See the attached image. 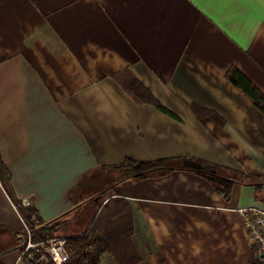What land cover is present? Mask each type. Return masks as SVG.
Here are the masks:
<instances>
[{
  "label": "crops",
  "instance_id": "1",
  "mask_svg": "<svg viewBox=\"0 0 264 264\" xmlns=\"http://www.w3.org/2000/svg\"><path fill=\"white\" fill-rule=\"evenodd\" d=\"M0 41V154L12 174L10 191L0 180V264H14L26 228L15 200L73 233L116 196L139 264L250 263L239 209L264 206V175L235 182L228 199L189 169L119 182L97 202L85 194L124 178L103 166L126 157L264 173V112L227 78L236 67L264 93V0H0ZM137 84L164 108L138 100ZM98 264L118 262L105 252Z\"/></svg>",
  "mask_w": 264,
  "mask_h": 264
},
{
  "label": "trees",
  "instance_id": "2",
  "mask_svg": "<svg viewBox=\"0 0 264 264\" xmlns=\"http://www.w3.org/2000/svg\"><path fill=\"white\" fill-rule=\"evenodd\" d=\"M7 58L8 54L0 41V63ZM227 78L264 112V93L249 78L236 67H231L228 70ZM130 90L138 100L156 102L158 106L164 108L142 84H137L131 87ZM196 110L199 115L202 112L212 113L202 109ZM188 159L199 162L202 168L185 167L183 161ZM103 168L122 172L124 178L98 188L94 194L83 193L88 188L84 184L85 180L83 179L81 184L73 190V195L77 196L79 192L83 191L82 193L86 195L87 199L85 202H97L99 198L119 182L142 179L154 175L162 176L176 169H189L194 172H203L213 177L212 183L215 191L228 199L235 182L256 179L264 175V173L246 174L213 162L187 157L158 158L153 160H137L133 157H126L120 163L103 166ZM11 179V170L0 154V180L9 191ZM15 203L23 211L26 218V228L17 232L18 235L16 236L21 241L20 252L25 248L29 239L37 245L48 246L51 239L56 238L65 240L68 259L63 264H98L105 252L113 254L118 264H139L141 260L131 240L134 233L132 212L123 197L116 196L100 205L90 226L87 229L73 233L66 231L69 229L68 222L61 220L62 216L48 222H42L34 200L30 199L28 205L23 204V199L15 200ZM28 231L30 234H28ZM45 263L55 264L47 252H45ZM249 264H261L258 260L257 252L252 256Z\"/></svg>",
  "mask_w": 264,
  "mask_h": 264
},
{
  "label": "built area",
  "instance_id": "3",
  "mask_svg": "<svg viewBox=\"0 0 264 264\" xmlns=\"http://www.w3.org/2000/svg\"><path fill=\"white\" fill-rule=\"evenodd\" d=\"M29 198L23 199V204L28 205ZM243 215L246 227L253 246L257 248L258 260L264 264V206L249 205L239 209ZM28 234L29 231H28ZM45 252L50 254L55 264H63L68 259L64 239H51L48 246H40L28 240L25 248L19 252L14 264H42L45 263Z\"/></svg>",
  "mask_w": 264,
  "mask_h": 264
},
{
  "label": "rangeland",
  "instance_id": "4",
  "mask_svg": "<svg viewBox=\"0 0 264 264\" xmlns=\"http://www.w3.org/2000/svg\"><path fill=\"white\" fill-rule=\"evenodd\" d=\"M117 180H119V179H115V182H116ZM113 181H114V180H113ZM66 231L69 232V230H66ZM0 236H1V234H0ZM2 239H5L4 236H3Z\"/></svg>",
  "mask_w": 264,
  "mask_h": 264
}]
</instances>
